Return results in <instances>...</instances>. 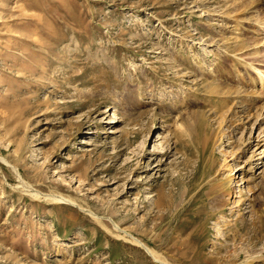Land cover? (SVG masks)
<instances>
[{"label": "rangeland", "instance_id": "obj_1", "mask_svg": "<svg viewBox=\"0 0 264 264\" xmlns=\"http://www.w3.org/2000/svg\"><path fill=\"white\" fill-rule=\"evenodd\" d=\"M258 73L264 0H0V264H264Z\"/></svg>", "mask_w": 264, "mask_h": 264}, {"label": "bare ground", "instance_id": "obj_2", "mask_svg": "<svg viewBox=\"0 0 264 264\" xmlns=\"http://www.w3.org/2000/svg\"><path fill=\"white\" fill-rule=\"evenodd\" d=\"M258 72V71H257ZM262 73V72H261ZM258 77L260 79L259 83H260V87L261 88H264V76H262L260 73H258ZM240 93V92H238ZM225 95H232L231 92H225ZM241 95V94H240ZM239 95V96H240ZM253 96V94H252ZM240 103V101L238 102ZM236 103V106L237 104ZM180 106V105H179ZM235 108V107H234ZM234 114H235V110L233 111ZM241 117L239 118H247L248 116H250L248 110L246 108H244V106L242 107V109L240 111L237 112V114H241ZM260 115H259V118L261 120L260 122V125L262 124V122L264 123V104L262 105V107H260ZM238 117V116H237ZM259 138H264V131L261 132V137ZM155 155L159 154V153H156V152H153ZM251 167V166H250ZM47 197V196H46ZM237 197V196H236ZM51 201H56L57 203H60V204H66V205H71L75 208H78L80 211H84L88 214H90L92 216L93 219H95L96 221L100 222L101 219L98 217V215H96L95 213H92L90 212L88 209H85L82 207V205H80L79 203H77L75 200H72L71 198L69 197H66V196H62V195H56V196H53V199L50 198ZM107 228V227H105ZM113 230L114 231H111L112 229H107V231L109 233L112 234V236L114 237H118V238H124L126 240H128V242H131L133 243L134 245L136 246H139L141 248H143L152 258L155 262H159V263H163V264H170V263H166V259L163 257H161L160 254L156 253L154 251V249H152L151 247H149L147 244L143 243L141 240L139 239H135L133 237L130 236L129 233L127 232H122L120 230V228L114 223V226H113ZM121 233V234H120Z\"/></svg>", "mask_w": 264, "mask_h": 264}]
</instances>
